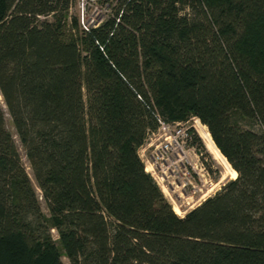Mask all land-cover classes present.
I'll return each mask as SVG.
<instances>
[{
	"label": "trees",
	"instance_id": "16d2710c",
	"mask_svg": "<svg viewBox=\"0 0 264 264\" xmlns=\"http://www.w3.org/2000/svg\"><path fill=\"white\" fill-rule=\"evenodd\" d=\"M70 1L0 0V264H264V0H98L87 30ZM158 116L235 175L183 216L138 153Z\"/></svg>",
	"mask_w": 264,
	"mask_h": 264
},
{
	"label": "rangeland",
	"instance_id": "374dc122",
	"mask_svg": "<svg viewBox=\"0 0 264 264\" xmlns=\"http://www.w3.org/2000/svg\"><path fill=\"white\" fill-rule=\"evenodd\" d=\"M80 1H83L84 3V10H81L79 7ZM105 12L106 11L101 8L96 0H71L68 14L70 16L76 17L78 20V25L81 27L83 23L95 24L96 22L100 21L102 18H104ZM186 125L190 126V128L194 130L195 134L199 136L201 143L205 148V151L203 150V152L206 153L204 157L206 162L203 161L201 157L203 163H200L198 167H203L204 170L200 171V173H203V175H199L200 180L198 179L199 177H197L195 181H193L194 189L191 188L190 185L186 186L183 189V195L180 194L183 188L181 187L180 183L183 181V179L180 177L178 178V176H181L182 173L178 172L180 175L172 177L170 174V164L160 161L153 164L152 159L155 154V146L162 142L163 137L161 135L150 136V138L146 139L145 143L138 150V153L144 162L146 168L145 170L153 176L156 182H158L157 184L161 188L164 196L171 203L172 207L176 206L179 208V212L177 213L179 216H183L187 211L198 205L205 198L215 193V191H217L224 182L229 179H233L235 176L231 173V166L227 165L226 162L223 161L222 157L218 155L215 149H213V152H209L207 150L205 143L210 142L207 135H205V132L198 126L202 124L194 122L191 119ZM6 126L14 134V129L9 116H6ZM195 127H197L198 133ZM205 130H207L206 126ZM20 151L23 156V150L21 148ZM200 152L202 153V150ZM22 160L24 165H26L29 175L31 176L28 163L24 156L22 157ZM206 166H209V169H205ZM174 178H176V182L174 181L175 183L173 182ZM169 182H173V184L170 185ZM38 194L42 211L45 215H48V210L40 196V193ZM51 232L53 237L56 238L57 235L55 230L51 229ZM62 262L63 264H69L67 258L64 256H62Z\"/></svg>",
	"mask_w": 264,
	"mask_h": 264
},
{
	"label": "built area",
	"instance_id": "2783aa9c",
	"mask_svg": "<svg viewBox=\"0 0 264 264\" xmlns=\"http://www.w3.org/2000/svg\"><path fill=\"white\" fill-rule=\"evenodd\" d=\"M96 1L98 2V0ZM79 7L81 10L85 9L83 1H80ZM70 18L71 16L69 15L68 22ZM101 20L95 24L83 23L81 28L87 30L88 27L97 26ZM191 119L194 122L200 123L199 119L196 117H192ZM188 121L169 122L158 116V128L148 136V138L152 135H161L163 137L162 142L155 146V154L152 159L153 164L160 161L170 165H179L184 168V164L187 163L190 164L191 167L197 168L200 163H203L201 160V152L193 142L195 136L194 132H192L190 126L186 125ZM223 158L225 159L224 156ZM199 175H203V173L198 171L188 173L184 169L181 176H178V178L180 177L183 179L180 183L181 187H183L181 190L182 192L179 193L183 195V189L188 185L194 189L193 181H195L197 177H199L198 179L200 180ZM176 178L173 179V182H176Z\"/></svg>",
	"mask_w": 264,
	"mask_h": 264
},
{
	"label": "bare ground",
	"instance_id": "6f19581e",
	"mask_svg": "<svg viewBox=\"0 0 264 264\" xmlns=\"http://www.w3.org/2000/svg\"><path fill=\"white\" fill-rule=\"evenodd\" d=\"M71 19V18H70ZM70 25V24H69ZM204 132H205V135H207V132L205 131V129L202 127V126H200V125H198ZM197 126V127H198ZM197 127H195L196 128V130H197ZM197 133H198V130H197ZM149 136V135H148ZM147 139H148V137H147ZM206 144V147H207V150L209 151V152H213V149H214V147L210 144V143H205ZM200 151V150H199ZM201 157H202V153H201ZM220 157H222V156H220ZM222 159H223V161H224V158L222 157ZM203 161H205V158H203ZM206 162V161H205ZM227 164V163H226ZM146 169V168H145ZM186 170L188 173H193V171H203L204 169H203V167H197V168H194V167H191L190 166V164H184V168L183 167H181V166H179V165H171V168H170V174H171V176L172 177H175V176H178V175H180L178 172H183V170ZM205 169H209V168H207V166H206V168ZM208 171V170H207ZM174 175V176H173ZM152 176V175H151ZM153 177V176H152ZM169 184L170 185H172L173 184V182H169ZM174 208V211L176 212V213H178L179 212V208L178 207H176V206H174L173 207Z\"/></svg>",
	"mask_w": 264,
	"mask_h": 264
}]
</instances>
